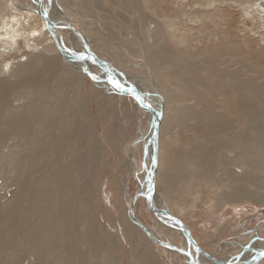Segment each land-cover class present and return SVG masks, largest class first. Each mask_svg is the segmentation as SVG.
<instances>
[{
    "label": "bare ground",
    "instance_id": "bare-ground-1",
    "mask_svg": "<svg viewBox=\"0 0 264 264\" xmlns=\"http://www.w3.org/2000/svg\"><path fill=\"white\" fill-rule=\"evenodd\" d=\"M115 1L126 4L134 17L148 71L138 65L135 71L130 70L135 73H130L113 60L98 57L90 40L78 32L81 23L70 19V10L59 0H49L48 7L50 20L58 26L54 28L55 36L35 12L36 0H28V6L18 0H0V175L4 177L2 187H6L8 179L14 185L11 197L0 201V264H10L8 258L17 254L11 251L14 247L27 252L26 264H122L120 236L100 230L103 227L95 216L96 173L100 166L92 127L94 98L87 90V81L96 100L102 97L111 108L113 103L107 99L114 96L120 104L126 102V114L133 109L140 113L136 116L141 123L131 136L136 144L132 147L133 141L127 143L130 151L119 157L122 183L116 175L112 177L118 190L112 199L121 207V238L129 240L134 249L141 247L140 254L145 248L150 251L152 262L156 256L153 248H158L170 257V262L180 255L182 262L190 264L177 248L155 242L129 214L130 200L139 190L134 170L136 166L137 170L140 168L143 146L151 133L150 111L141 108L130 93H115L113 86L103 81L100 68L98 73L92 70L98 67L90 60L64 58L55 45L61 34L72 51L86 55L88 50L93 51L106 61L116 81L134 85L152 105H161L155 204L172 215L188 214L192 204L185 207L176 193L185 190L190 197L191 188L200 186L196 174L187 179L189 166L196 168L203 184L215 195L209 201L216 210L225 201L244 198L264 203V174L257 159H264V68L238 54L231 55L235 49L238 53L240 43L226 36L228 21L221 15L228 2L239 7L250 22L259 24L264 34V0H205V5L195 0H176L166 17L173 27L171 31L164 19L158 20L149 8L151 2L155 7L159 0ZM81 2L84 1L69 3ZM182 19L193 23L188 25L189 30L177 28L183 24ZM191 30L198 35L194 37ZM192 43L199 49H180L186 50ZM243 67L254 74H247ZM85 72L95 79L89 80ZM122 125L117 121L115 126L120 131ZM114 148L122 152L120 144ZM148 149L146 160L151 155V148ZM138 177L141 179L143 173ZM108 181L105 178L99 185L102 183L103 187ZM195 199L191 202L193 207ZM144 212L152 216L154 227L140 219ZM134 215L154 237L166 240L169 235L171 240H167L173 246L186 248L180 231L172 232L156 219L141 196L134 203ZM222 228L221 234L228 231L225 225ZM259 236L245 238L241 246ZM255 245L261 247L264 243L257 240L252 247ZM252 247L245 249L240 259L250 257ZM202 249L207 255L198 254L201 264H214L210 257L232 260L241 252L240 248L220 257L219 250ZM191 253L194 254L193 249ZM257 264H264V257Z\"/></svg>",
    "mask_w": 264,
    "mask_h": 264
},
{
    "label": "rangeland",
    "instance_id": "rangeland-1",
    "mask_svg": "<svg viewBox=\"0 0 264 264\" xmlns=\"http://www.w3.org/2000/svg\"><path fill=\"white\" fill-rule=\"evenodd\" d=\"M18 1L21 4H23V2H27V4L24 3V5L28 6V0ZM59 1L62 2V5L64 7L70 10V19L73 17L74 22L79 23V25L81 23L80 26L78 25V32L81 35H84L83 37L87 41L88 39L90 40L91 47L98 57L104 58L108 61L113 60V62H116L114 63L116 64V66L130 73L134 72L136 68H138V65L142 67V71L148 68V60L146 59L144 50L137 40V31L135 28L134 17L129 13V11H127L126 4H124L123 2H116L115 0H83L84 2H81L79 4H70V0ZM177 1L159 0L157 1V5L155 7H153L152 2L149 6L150 10H153L154 17H156L161 22L163 21L162 19H164L163 23L165 26L168 25L166 26L169 29L168 31H171L173 27L170 25V22L166 20V17L170 16L171 7L172 5L175 6L177 4ZM195 1H198L200 4L205 5V0ZM195 1L190 2L191 4H195ZM226 6L228 7L227 9L222 8L223 12L221 10V15L225 16L228 21L226 36H228L232 41H237L240 43L238 53L235 49V52H230L231 55L238 54V56H240L242 59H247L251 63L264 68V34L263 31H261L262 27L259 24H254L246 19L244 14H241L239 7L230 6L228 2L226 3ZM196 8H198V6ZM52 22L56 24L55 21ZM182 23L183 24L181 25H177V28H179L180 31L189 30L188 25L193 24H191L189 19H182ZM57 27L58 26H54V28ZM88 28H91L92 31H88ZM190 32H192V35L194 37L198 35L196 30H191ZM62 37L63 34H61L59 40L64 43L65 40L62 39ZM64 45L66 46V44ZM194 46L195 48H193ZM66 47L70 49V45ZM187 48L188 49L186 50L184 48L180 49L185 52H194L196 49H199V46H196L195 43H192L191 46ZM75 66L79 67V65ZM92 70L95 73L99 72V69L96 67L92 68ZM243 70L247 74H254L247 67H243ZM85 75L89 78V80H93L91 75L87 74V72H85ZM260 79L262 80V78ZM86 85L90 95H92L94 98L93 112L95 115L94 122H92V127L96 135L94 146L96 150L97 161L99 159L100 166L98 167L96 173V181L98 184L96 183L97 185L95 187V216L100 222V226L103 227L100 228V230L105 229L110 233L120 236L122 247L120 249L119 255L121 256L122 264H145L142 260H145L146 264H185L181 261V258L179 257L180 255H176V257L173 258L174 262H170V257L158 248H153L156 256L155 261L152 262V259L149 257L150 251L145 248V251L142 252L143 254H140L139 252L142 251L141 247L134 249L131 247V242L129 240L121 238L122 227L119 223L118 218L120 216L121 207L120 205H117V203H115L112 199L118 195V190L116 187L117 185L113 181L114 179L112 177L116 175L122 183L123 174L120 171L119 157L124 155L125 152L130 151L127 143H129L130 141L132 143L133 141L132 145H130L132 147L135 143V140H133L131 136L133 135V133L137 132L136 129L139 128V125L141 123V121L139 122V117L136 116L140 115V113L137 114L136 112L138 110L136 111L135 109H133L129 114H126L124 109V105L126 102L120 104V102H117L116 99L113 98L114 96L107 99V102L113 103V107L111 106L110 108V104L104 102V99L102 97L96 100V95L94 93H91L88 89V81ZM102 91L103 93H105L104 90ZM95 101L99 102L95 104ZM100 102H102V104H100ZM99 105H101L103 109L101 106L99 107ZM108 108L109 111H107ZM117 109L121 113L118 112ZM101 113L103 114L101 115ZM117 121H120L124 124L122 125V130L120 131L115 126ZM119 144L122 152L114 148ZM257 159L259 162H261V169L262 173L264 174V159L261 156H259ZM187 170V179L191 180L192 176L196 174V181L197 183H200V186L197 185L198 187L195 186L191 188L192 193L190 197L185 195V190L176 193V195L180 197L185 207L192 204V208L188 209L191 212V215L189 214V211L187 212L190 216L188 214L180 216L179 214H176V212H173V214L176 216L178 215V217H180L185 223L190 226L194 238L201 248H205L206 250L213 252L219 250L217 255L220 257H226V254L235 253L238 251V249L241 248L240 254L237 253L238 256L241 257L240 255L243 254V251L245 250L247 245H251L253 242H255L256 239H253L252 237L249 240V243H247L246 247L244 248L241 245L244 242L245 238L252 235H261L259 237L264 238V203L261 204L251 198H244L238 201H225L223 207L221 205V207L216 210V207L211 205L212 203L209 201L215 195L211 193L209 186L203 184V180L201 179L199 172H197L196 168L193 166H189ZM105 178L109 179V181L107 185L106 183H103L104 186L102 187V183L99 185V182ZM3 179L4 177L0 175V197H2L0 198L1 202H5L8 198L11 197L10 195L12 193V189L14 188V185L11 184V179L5 181L6 187H2L1 181H3ZM135 180L133 179V181ZM131 187H133V185H131ZM195 191L199 192L200 196L197 195V193H194ZM124 194L126 196V193ZM194 198L197 199H195L193 207V203L191 202H194ZM122 200L124 202V196H122ZM119 201H121V197L119 198ZM138 204L139 206L142 205V203ZM141 208L143 209V207ZM150 216L151 215L149 213L144 212L143 216L140 215L139 217L145 223H150V225L154 227L155 223L153 222L152 216ZM111 218L116 219V221H111ZM224 225L228 231L221 234L220 232L223 229L222 227ZM232 227L233 229H231ZM172 232L174 231L172 230ZM101 233L103 234V231H101ZM142 233L144 234L143 231ZM167 234H169V231ZM167 239L171 240L169 235ZM178 243H180V241H178ZM11 251L13 252V254H17H15L14 256L11 255L8 258V262L10 264H17L22 260L24 261V264H26L25 262L28 258L27 252H24L20 248L16 247L12 248ZM237 254L235 256H237ZM129 257L134 263L129 260Z\"/></svg>",
    "mask_w": 264,
    "mask_h": 264
},
{
    "label": "water",
    "instance_id": "water-1",
    "mask_svg": "<svg viewBox=\"0 0 264 264\" xmlns=\"http://www.w3.org/2000/svg\"><path fill=\"white\" fill-rule=\"evenodd\" d=\"M49 3H50L49 0H47V6H45L44 0H36L34 10L37 14L41 15L44 18L46 27L49 29L51 35L55 36L54 35L55 24L52 22V20H50L48 15L47 16L44 15L45 11H47V13L49 12L48 9L50 5ZM55 45L57 46L63 57L68 60L80 61L86 59L96 64L95 66H97L98 69L100 68L102 73H104L103 81H106L110 85H112L115 90V93L117 94L130 93L132 96H134V98L136 99V101L138 102L141 108L150 111L152 115L151 133L145 140L143 146L140 168L137 170V166H136L134 170V177L139 185V190L133 195V198L130 200L129 214L133 222L136 225H138L140 228H142V230L146 232L155 242L163 245L164 247L166 246V247L177 248L182 255L188 258L190 264H201L200 261H198V254L202 253V255L205 256L207 255L206 251L203 250L198 245L197 241L194 239L187 224L179 217L172 215L168 209L158 206L153 202V195L155 192L154 185H155L156 172L158 166V126L162 116L161 105H159V103L157 104L158 107L152 105V103L148 100V98H146L147 95L139 91L134 85L131 84L126 85L120 81H116L115 79L116 77L114 76V73L111 72L109 66H107L106 61L101 60L100 58L95 56L93 54L94 53L93 51L88 50L87 51L89 52L88 55L84 53L72 51L71 49L66 47L64 43H62L60 40H55ZM88 72L90 73V71ZM137 97H139V100L137 99ZM140 101H142V103ZM148 148H151V155H150V159L146 160L147 153L149 150ZM142 173H143V177L140 179L138 175ZM139 196H141L144 199L146 207L149 209V211H151L155 215L156 219H158L165 227H167L169 230L180 231L185 241L186 248H179L177 246L175 247L167 239L161 240L149 233L147 228L134 215V203ZM257 240L262 241L264 243V238L258 237V239L256 238L255 242ZM253 243L249 246H252ZM259 246L260 245L253 246V250L249 251L252 253V255L248 257L246 260L240 259L239 256L232 258V260H222V261L218 259L215 260L212 257L210 258L214 264H257L264 257V245L261 247ZM247 247L245 249H247ZM191 249H193V253H194L193 255L191 253Z\"/></svg>",
    "mask_w": 264,
    "mask_h": 264
},
{
    "label": "snow or ice",
    "instance_id": "snow-or-ice-1",
    "mask_svg": "<svg viewBox=\"0 0 264 264\" xmlns=\"http://www.w3.org/2000/svg\"><path fill=\"white\" fill-rule=\"evenodd\" d=\"M44 15H45V16L48 15L47 11H45ZM93 79H95V77H93ZM137 99L139 100V97H137ZM140 102L142 103V101H140Z\"/></svg>",
    "mask_w": 264,
    "mask_h": 264
}]
</instances>
